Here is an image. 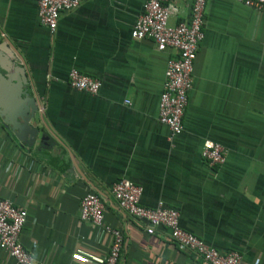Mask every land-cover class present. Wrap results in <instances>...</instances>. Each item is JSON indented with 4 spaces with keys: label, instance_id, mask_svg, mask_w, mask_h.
<instances>
[{
    "label": "crops",
    "instance_id": "1",
    "mask_svg": "<svg viewBox=\"0 0 264 264\" xmlns=\"http://www.w3.org/2000/svg\"><path fill=\"white\" fill-rule=\"evenodd\" d=\"M172 3L169 24L188 22L194 0ZM143 4L85 0L51 33L38 0H0V46L11 43L24 57L46 125L27 149L0 118V198L27 210L21 242L34 264H102L110 238L80 216L90 192L124 235L120 264H206L167 229L150 234L122 210L113 195L121 179L143 188L142 206L178 210L181 228L208 246L264 264V14L207 0L184 132L172 137L159 102L175 52L132 38ZM74 68L102 82L99 94L70 86ZM206 141L225 148L224 165L202 159ZM0 264L15 262L0 251Z\"/></svg>",
    "mask_w": 264,
    "mask_h": 264
},
{
    "label": "built area",
    "instance_id": "2",
    "mask_svg": "<svg viewBox=\"0 0 264 264\" xmlns=\"http://www.w3.org/2000/svg\"><path fill=\"white\" fill-rule=\"evenodd\" d=\"M85 0H38L40 23L51 33L58 28L62 13L78 8ZM236 3L264 14V0H234ZM207 0H194L191 19L171 26L169 20L178 12L172 0H144L143 13L133 27L134 40L151 39L161 53L174 51L167 62L163 91L159 102V121L167 126L172 137L184 132V116L189 94L194 84V67L198 50L205 38V10ZM70 86L90 95L99 94L102 82L78 69L69 73ZM129 104V103H128ZM202 159L210 167L226 163V150L219 144L206 141L201 151ZM143 188L121 179L113 188V195L119 207L129 216L148 223V232L155 234L158 228L169 231V239L181 248L194 253L206 264H242V256L236 251L223 253L205 244L198 237L180 226V212L159 203L149 209L141 205ZM105 204L100 196L87 193L80 204L81 219L92 223L101 236L110 238L111 245L102 264H120L125 238L121 230L109 226L105 221ZM28 220L26 209L18 208L9 199L0 198V251L6 252L15 264H34L35 259L21 242V234ZM85 263L93 259L82 257Z\"/></svg>",
    "mask_w": 264,
    "mask_h": 264
},
{
    "label": "water",
    "instance_id": "3",
    "mask_svg": "<svg viewBox=\"0 0 264 264\" xmlns=\"http://www.w3.org/2000/svg\"><path fill=\"white\" fill-rule=\"evenodd\" d=\"M0 118L27 149L34 148L41 125L46 127L26 61L11 43L0 46Z\"/></svg>",
    "mask_w": 264,
    "mask_h": 264
}]
</instances>
